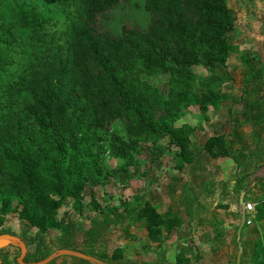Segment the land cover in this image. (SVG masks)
I'll return each mask as SVG.
<instances>
[{
  "label": "trees",
  "instance_id": "16d2710c",
  "mask_svg": "<svg viewBox=\"0 0 264 264\" xmlns=\"http://www.w3.org/2000/svg\"><path fill=\"white\" fill-rule=\"evenodd\" d=\"M33 1L40 4L0 0V225L4 216L15 215L45 233L61 226L56 213L64 199L79 209L85 184L103 179L99 130L110 120L122 122L124 135L111 134L107 150L125 160L136 144L169 135L182 108L197 105L203 114L218 103L219 91L211 89L218 77L199 76L192 67L213 71L224 65L235 12L225 0H144L147 26L123 24L111 33L98 30L96 21L120 0ZM146 73L166 76L165 98L142 80ZM252 96L253 90L246 91L247 99ZM257 104L253 99L249 108ZM254 113L256 121L264 120L259 109ZM187 129L180 125L168 142L178 148V160L189 164L194 152ZM202 149L211 158L229 156L221 134L209 136ZM193 201L187 196L189 216ZM254 207L255 217H262L264 199ZM127 213L141 220L153 243L181 223L148 202ZM58 248L110 263L124 260L121 248L107 255L75 248L66 237L58 239ZM52 250L38 249L23 260L38 261ZM251 257L252 264H264L260 242ZM69 258L70 264H93ZM0 264L17 263L4 255ZM173 264L188 259L176 257Z\"/></svg>",
  "mask_w": 264,
  "mask_h": 264
},
{
  "label": "rangeland",
  "instance_id": "374dc122",
  "mask_svg": "<svg viewBox=\"0 0 264 264\" xmlns=\"http://www.w3.org/2000/svg\"><path fill=\"white\" fill-rule=\"evenodd\" d=\"M20 1L40 4L33 0ZM225 4L235 12L233 28L228 33L230 56L213 71L192 67L199 76L218 77L219 81L211 85L212 90L219 91L218 103L209 106L203 114L197 105L182 108L170 126L169 135L154 144H136L125 160L107 150L111 134L124 135L122 122L113 119L101 127L105 151L99 163L103 179L96 185L85 184L79 209L72 207L71 198L63 200L56 213L60 227L39 233L26 227L15 215L3 217L0 234L18 237L25 245L24 257L38 249L55 250L58 239L66 237L73 247L87 251L93 249L109 255L114 248H121L126 258L123 261L129 263L150 258L154 252L156 258L162 256L158 260L168 255V264L185 255L197 261L198 249H206V244L201 242L203 233L195 225L218 223V219L223 221L229 214L235 220L233 227L240 225V210L227 211L229 204L235 203L239 192L251 186L252 181L253 186L264 188V120L256 121L253 116L257 109L264 113V0H225ZM148 23L144 0H120L98 16L96 27L115 33L123 24L141 29ZM141 78L165 98V75L146 73ZM244 90H253V96L247 99ZM253 99L258 102L257 108L250 109L249 102ZM182 124L188 126L194 152V160L189 164L178 160V148L168 142V137L174 136ZM214 134L224 136L229 156L211 158L202 149L205 140ZM191 194L195 201L189 216L187 196ZM145 202L162 217L176 215L181 220L159 243L150 242L141 220L127 213ZM231 236L235 252L234 230ZM238 241H241L240 231ZM19 252L12 244L1 247L0 263L4 255L12 263Z\"/></svg>",
  "mask_w": 264,
  "mask_h": 264
},
{
  "label": "crops",
  "instance_id": "0c3cea01",
  "mask_svg": "<svg viewBox=\"0 0 264 264\" xmlns=\"http://www.w3.org/2000/svg\"><path fill=\"white\" fill-rule=\"evenodd\" d=\"M254 182L252 181L251 186L246 187L244 190L239 192V199L235 203H230L229 208L227 211L236 212L241 214V208L238 204L239 200L244 198V202H251L253 205H255L256 202L259 200L264 199V188H260V185L253 186ZM243 202V203H244ZM225 207V206H223ZM236 207V209H235ZM251 217V224L246 225L242 224L240 228V242L235 240L238 243L241 244V248L243 251H241L240 254V264H252V257L251 252L255 249L256 244L260 242V245L262 246V259L264 260V215L260 218H256V208L254 207V210L251 214H249ZM240 218V217H239ZM235 224V220H233L232 216L229 214L228 217L223 218V221L218 219V223L208 224L206 223H198L197 226L200 229V233H203L202 236H200L201 242L206 244V249H198L197 261H192L190 258L185 255L182 256L183 258L188 259V264H234L235 261V253L237 248H235L234 251V241L232 240L231 232L234 230L235 227H233ZM212 233V234H211ZM214 233V234H213ZM209 234L210 239H209ZM206 235V237H205ZM214 237L216 239H214ZM246 239V240H245ZM249 239V240H248ZM253 241H252V240ZM214 240H217V244H214ZM244 240L247 243V247L244 245ZM204 241V242H203ZM256 241V242H255ZM249 242V244H248ZM221 246V248L219 247ZM209 247V248H207ZM243 252V253H242ZM156 252L152 253V256L150 258H140L137 262H126L123 261L119 264H154L157 261H159L162 264H166L167 262H170L168 255L164 256V259L158 260V258H161L162 256H158L156 258ZM70 256L63 255V256H57L53 259L54 264H70L73 262ZM196 259V256L195 258ZM126 260V258L124 259ZM172 262L171 264H173ZM168 264V263H167Z\"/></svg>",
  "mask_w": 264,
  "mask_h": 264
},
{
  "label": "water",
  "instance_id": "95a60500",
  "mask_svg": "<svg viewBox=\"0 0 264 264\" xmlns=\"http://www.w3.org/2000/svg\"><path fill=\"white\" fill-rule=\"evenodd\" d=\"M238 204L240 205V208H241V214H240V225L236 229V240L237 241L239 239L240 227L243 224V220H244V204L241 199L239 200ZM9 244L15 245L19 248L20 252L15 258V261L17 264H46L50 262L52 259H54L55 257L63 256V255L80 258V259L89 261L93 264H119V263L106 262V261L97 259L94 256L79 252L77 250L69 249V248H58V249L53 250L47 256H45L44 258L38 261L26 262L23 260L24 254H25V245L22 243V241L16 236H12L8 234H0V248L3 246H7ZM241 251H242L241 245L238 243L237 250L235 253L234 264H239Z\"/></svg>",
  "mask_w": 264,
  "mask_h": 264
},
{
  "label": "built area",
  "instance_id": "2783aa9c",
  "mask_svg": "<svg viewBox=\"0 0 264 264\" xmlns=\"http://www.w3.org/2000/svg\"><path fill=\"white\" fill-rule=\"evenodd\" d=\"M244 220L243 223L246 225L251 224V214L254 210V205L251 202H244Z\"/></svg>",
  "mask_w": 264,
  "mask_h": 264
}]
</instances>
